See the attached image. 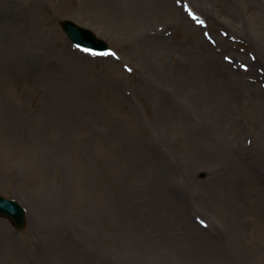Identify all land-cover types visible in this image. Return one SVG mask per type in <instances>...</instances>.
I'll return each mask as SVG.
<instances>
[{
    "label": "rangeland",
    "instance_id": "rangeland-1",
    "mask_svg": "<svg viewBox=\"0 0 264 264\" xmlns=\"http://www.w3.org/2000/svg\"><path fill=\"white\" fill-rule=\"evenodd\" d=\"M0 194V264H264V0H0Z\"/></svg>",
    "mask_w": 264,
    "mask_h": 264
},
{
    "label": "water",
    "instance_id": "water-1",
    "mask_svg": "<svg viewBox=\"0 0 264 264\" xmlns=\"http://www.w3.org/2000/svg\"><path fill=\"white\" fill-rule=\"evenodd\" d=\"M61 27L71 41L90 46L92 48H104L106 44L97 39L96 36L70 20H64ZM0 217L8 218L14 226L21 229L25 225V215L23 209L18 203L9 201L0 196Z\"/></svg>",
    "mask_w": 264,
    "mask_h": 264
},
{
    "label": "bare ground",
    "instance_id": "bare-ground-1",
    "mask_svg": "<svg viewBox=\"0 0 264 264\" xmlns=\"http://www.w3.org/2000/svg\"><path fill=\"white\" fill-rule=\"evenodd\" d=\"M151 37H153V36H151V35H147L145 38H142L144 41H146V42H149V43H161V42H159V41H161L162 39H160L158 36H155L154 38H151ZM208 55L210 56V53H208ZM240 155H242L241 153H239ZM231 156L233 157L231 160H233L234 162H236L237 161V159H238V155L237 154H231ZM28 214V213H27ZM197 218V217H196ZM190 226H191V228L190 229H188L187 231H183L182 233H181V236L180 237H174L173 235H169L168 237L169 238H166V251L169 253V255H171L172 257H174V256H176V255H179V254H181V253H183V252H186V253H188L189 255L190 254H192L193 255V253H190V252H188V251H193L192 249L191 250H189V249H187V250H182L183 248H187V246L186 245H183V242H185V241H188L189 239H190V237L191 236H193L192 235V233H191V231H192V229H195L196 231H198L199 232V234H198V237L202 240V243L201 242H199L198 243V246L200 245V248H199V250H198V252H196V258H197V262L199 263V264H204L206 261H204V258H205V256H208V257H215L216 255H214V253L210 250V247H208L207 246V244L206 243H204V240H205V238H203V236L205 235L206 237H208V235L206 234V232L204 231V230H207L208 228L206 227V229L205 228H203L202 230L200 229V228H198V227H196L195 225H193V224H190ZM59 232L60 231H58V233H56V231L55 230H52V232L49 234L50 235V239L51 240H55L56 241V237H57V235L59 234ZM216 232V231H215ZM209 238V237H208ZM207 238V239H208ZM68 240V239H67ZM165 239H159L158 240V242H160V244L162 243L163 244V241H164ZM209 240V239H208ZM211 245H216L217 246V244H214V243H210ZM175 245V246H174ZM168 246V247H167ZM185 246V247H184ZM212 248V247H211ZM183 251V252H182ZM195 264V263H194Z\"/></svg>",
    "mask_w": 264,
    "mask_h": 264
}]
</instances>
